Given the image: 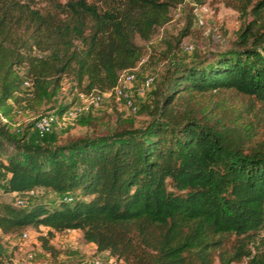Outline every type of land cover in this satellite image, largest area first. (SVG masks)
Here are the masks:
<instances>
[{
  "label": "trees",
  "instance_id": "trees-1",
  "mask_svg": "<svg viewBox=\"0 0 264 264\" xmlns=\"http://www.w3.org/2000/svg\"><path fill=\"white\" fill-rule=\"evenodd\" d=\"M40 1L48 7L0 0L4 115L23 89L41 102L57 94L65 77L76 93L59 113L80 91L113 88L142 57L136 36L151 39L185 0H104L105 7L89 0ZM240 3L252 18L232 46L167 69L142 126L133 116L117 115L107 131L50 146L12 137L0 120V146L6 139L14 147L0 161L8 171L3 191L44 186L61 196L26 207L0 199L1 232L45 227L37 236L40 247L55 254L53 236L80 229L98 251L127 264H212L221 238L235 234L236 249L219 251L218 264L242 256L243 264H264V248L250 245L264 227V143L228 123L218 102H204L206 94L233 90L264 107V0ZM26 78L31 90L23 86ZM92 119L89 111L79 123Z\"/></svg>",
  "mask_w": 264,
  "mask_h": 264
},
{
  "label": "rangeland",
  "instance_id": "rangeland-1",
  "mask_svg": "<svg viewBox=\"0 0 264 264\" xmlns=\"http://www.w3.org/2000/svg\"><path fill=\"white\" fill-rule=\"evenodd\" d=\"M64 2L66 0H59ZM97 2L105 7L108 0H89ZM35 5L41 8L48 7V3L35 0ZM241 0H185L171 8V19L160 27L157 34L149 40H142L136 36L135 40L142 46V57L136 66L129 69L135 74V80L128 83L136 102V109L128 107L121 100L107 98L98 106H92L89 110L94 118L89 124H80L79 119L63 126L55 124L49 134L39 136L34 129L35 118L49 111H57L59 107L70 103L76 90L70 89V81L65 77L57 94L48 100L37 102L32 99L29 91L23 89L15 100L14 109L8 112L5 122L12 137L22 141L33 140L50 146L65 143L76 137H89L96 133L111 129L119 116H133L136 126L144 125L151 119L148 109L152 104V91L156 85H162L167 69L179 63H189L202 59L218 50L232 46L238 29L249 21L252 16L242 14ZM152 77L153 82L144 94L137 91L144 80ZM207 103L218 102L220 115L228 123L241 124L242 128L250 134L254 142L264 143V107L252 97L226 91L217 94H206ZM254 102L252 107L251 103ZM250 107L252 109H250ZM19 109V112H16ZM256 110V111H255ZM1 112V111H0ZM14 150L8 140L0 146V161L6 162L9 153ZM8 171L6 167L0 166V199L14 204L15 196L10 192H4L3 186L6 182ZM71 195L65 194V197ZM26 207L36 199L47 202H57L61 197L55 190L44 186H35L32 193L23 195ZM15 205V204H14ZM17 206V205H16ZM28 231L30 240L22 241L21 232ZM45 227L35 229L27 226L18 232L2 233L0 230V252L2 262L13 255H21L25 250L31 249L36 257L47 259L51 264H90L94 258L101 259L106 264H127L116 258L108 251H98L95 244L86 241L80 229H64L57 232L51 239L55 247V254H44L41 252L40 241L37 236L45 232ZM264 227L259 231L258 237L251 242L253 249L264 248ZM239 237L235 234H227L220 240V246L212 253V264L219 263L218 252L226 250L232 253L238 244ZM263 241V242H262ZM247 257L242 256L232 264H243Z\"/></svg>",
  "mask_w": 264,
  "mask_h": 264
},
{
  "label": "built area",
  "instance_id": "built-area-1",
  "mask_svg": "<svg viewBox=\"0 0 264 264\" xmlns=\"http://www.w3.org/2000/svg\"><path fill=\"white\" fill-rule=\"evenodd\" d=\"M129 69H124L118 78L116 85L108 90L101 92L95 91H80L77 95L76 101L67 107L62 112L49 111L38 115L34 120V129L39 136H44L49 133L55 124H61L66 126L78 118L82 117L84 114L89 112L92 106H98L107 98H117L120 99L124 104L133 110L136 109V102L132 94V90L128 88V83L135 80V74ZM153 82L152 77H148L144 80V83L137 88V91L144 94L146 90L150 87ZM23 86L28 90L32 89V81L26 78L23 81ZM15 110V109H14ZM16 109V112H19ZM0 120L6 121V116L0 112ZM13 196H15L14 204L17 206H23L25 203V198L23 195L32 193V189L28 191H11ZM69 198V197H68ZM21 239L24 242L30 240V234L28 231L24 230L21 232ZM44 254H49L46 250L41 249ZM0 259L2 260L1 256ZM0 264H51L47 259H40L36 257L33 250H25L21 255H13L8 257L5 261H0ZM90 264H106L99 258H94Z\"/></svg>",
  "mask_w": 264,
  "mask_h": 264
}]
</instances>
